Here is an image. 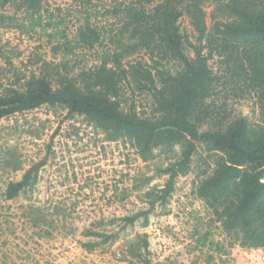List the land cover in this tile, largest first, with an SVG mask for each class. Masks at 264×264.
Here are the masks:
<instances>
[{
  "label": "trees",
  "instance_id": "16d2710c",
  "mask_svg": "<svg viewBox=\"0 0 264 264\" xmlns=\"http://www.w3.org/2000/svg\"><path fill=\"white\" fill-rule=\"evenodd\" d=\"M45 2L0 0V27L16 28L20 34L42 33L53 52L63 54L58 62L39 56L38 74L21 87L0 92V120L42 105L58 106L68 115L83 116L106 140L128 144L143 162L165 155L169 162L157 172L167 178L162 188L147 192L155 196L151 207L155 201H167L175 180L189 172L192 156L202 147L213 168L199 181L196 195L241 247L264 248V0H110L111 7L96 12L114 19L109 28L92 24L87 14L71 37L59 14L45 8ZM82 2L85 7L90 4ZM207 4H214L222 19L213 17L207 24ZM9 6L16 12L5 13ZM184 15L197 33L195 43L180 29ZM206 47L210 53L219 48L238 80L257 88L258 123L243 116L222 122L211 115L206 101L216 76L208 65L210 56L203 53ZM189 48L193 57L186 52ZM142 50L149 59H129ZM89 52L94 58L86 63L81 54ZM168 60L178 62L175 72L165 67ZM137 93L148 96L149 111L137 109L132 98ZM40 165L10 182L6 198L32 188ZM150 211L123 219L126 224L139 216L147 221ZM87 235L102 237L100 242L84 243L88 250L114 236L92 230ZM143 248L145 237L136 244L135 257L144 259Z\"/></svg>",
  "mask_w": 264,
  "mask_h": 264
},
{
  "label": "rangeland",
  "instance_id": "374dc122",
  "mask_svg": "<svg viewBox=\"0 0 264 264\" xmlns=\"http://www.w3.org/2000/svg\"><path fill=\"white\" fill-rule=\"evenodd\" d=\"M45 1V8L59 14L68 27L69 37L87 14L92 24L103 29L114 22L96 14L111 7L110 0H90L86 7L82 0ZM204 9L209 25L213 17L223 16L214 4ZM14 12L10 6L5 10ZM17 15L23 14L18 11ZM179 26L195 43L197 33L186 15L179 19ZM186 52L194 56L191 48ZM203 53L210 56L208 65L216 76L212 96L206 101L211 115L222 122L243 116L258 123L257 88L238 80L219 48L210 53L206 47ZM93 54H81V58L91 63ZM39 56L58 62L63 54H55L42 33L20 34L16 28L0 27V92L21 87L29 76L38 74L41 63L35 60ZM64 58L73 60L71 55ZM141 58L149 59L143 50L129 59ZM164 64L171 72L179 67L174 60ZM132 98L138 110L149 111L148 96L137 93ZM201 148L192 156L189 172L175 180L167 201H155L151 207L155 196L147 192L162 188L167 178L157 172L169 162L165 155L143 162L128 144L106 140L83 116L68 115L58 106L42 105L2 118L0 264H145L144 260L150 261L147 264H264V248L241 247L196 195L199 181L213 168ZM39 163L32 188L6 198L7 185ZM148 176L151 179L142 184ZM148 209L147 221L139 216L126 224L123 219ZM88 230L114 236L88 250L84 243L102 240L87 235ZM144 237L147 248L141 250L144 259H139L133 253Z\"/></svg>",
  "mask_w": 264,
  "mask_h": 264
}]
</instances>
